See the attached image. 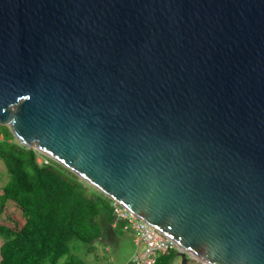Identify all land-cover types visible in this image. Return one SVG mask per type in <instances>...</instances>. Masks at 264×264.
Instances as JSON below:
<instances>
[{"label":"water","instance_id":"obj_1","mask_svg":"<svg viewBox=\"0 0 264 264\" xmlns=\"http://www.w3.org/2000/svg\"><path fill=\"white\" fill-rule=\"evenodd\" d=\"M0 125L172 264H264V0H0Z\"/></svg>","mask_w":264,"mask_h":264},{"label":"trees","instance_id":"obj_2","mask_svg":"<svg viewBox=\"0 0 264 264\" xmlns=\"http://www.w3.org/2000/svg\"><path fill=\"white\" fill-rule=\"evenodd\" d=\"M0 160L10 176L0 188V218L13 201L25 220L16 230L0 223V235L8 239L1 246L0 264H85L75 252L84 246L86 254L94 252L93 243L103 233L101 223L118 235L131 231L136 239L128 221L118 216L119 205L60 163L20 145L3 125ZM176 259L177 251H172L160 255L156 264Z\"/></svg>","mask_w":264,"mask_h":264},{"label":"rangeland","instance_id":"obj_3","mask_svg":"<svg viewBox=\"0 0 264 264\" xmlns=\"http://www.w3.org/2000/svg\"><path fill=\"white\" fill-rule=\"evenodd\" d=\"M39 163H42L44 159L39 157ZM9 173L0 160V188L5 186L9 181ZM95 189V188H94ZM0 223L6 225L11 229L21 228L25 220L22 216V212L18 205L9 201L5 207L4 213L0 218ZM102 235L93 243L94 252L86 254V247H81V251L75 252L81 257L85 264H128L132 261L133 255L137 251V246L134 241L137 242L134 233L129 231L123 235H118L114 227H109L106 224H102ZM8 239L6 236L0 235V261H1V246Z\"/></svg>","mask_w":264,"mask_h":264},{"label":"built area","instance_id":"obj_4","mask_svg":"<svg viewBox=\"0 0 264 264\" xmlns=\"http://www.w3.org/2000/svg\"><path fill=\"white\" fill-rule=\"evenodd\" d=\"M115 207L119 204L114 202ZM120 207V208H119ZM116 211L120 218L128 221V225L136 232L137 251L132 261L135 264H156L160 255L180 251V246L147 222L137 218L119 205Z\"/></svg>","mask_w":264,"mask_h":264}]
</instances>
